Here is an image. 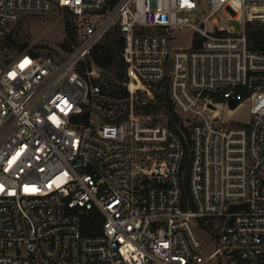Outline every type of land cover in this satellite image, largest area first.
Masks as SVG:
<instances>
[{
  "label": "built area",
  "instance_id": "built-area-1",
  "mask_svg": "<svg viewBox=\"0 0 264 264\" xmlns=\"http://www.w3.org/2000/svg\"><path fill=\"white\" fill-rule=\"evenodd\" d=\"M206 3L200 26L199 0H0V43L63 8L78 36L62 59L0 53V264H264V50L245 30L264 0ZM219 9L243 28L210 30ZM117 27L122 95L87 64ZM187 27L201 43L174 48ZM166 78L189 134L156 112ZM243 101L248 122L230 115Z\"/></svg>",
  "mask_w": 264,
  "mask_h": 264
},
{
  "label": "trees",
  "instance_id": "trees-1",
  "mask_svg": "<svg viewBox=\"0 0 264 264\" xmlns=\"http://www.w3.org/2000/svg\"><path fill=\"white\" fill-rule=\"evenodd\" d=\"M118 0H111L112 5ZM61 11L65 13V18L63 21V29L65 33V38L61 41L60 46L62 48V53L56 51L52 52L39 51L36 48L47 47L45 45H32L30 43L29 37L26 36V32L22 31L23 23H29L32 18H38L40 16H25L23 17L16 28L9 33L2 43L4 46L10 48L15 55H19L24 52H28L37 56H51L55 59H62L68 53H70L74 46L78 43V36L76 33L74 25V15L67 8H63ZM114 35V39H110L111 35ZM246 36L248 47L253 51H263L264 50V24L257 21H249L246 25ZM201 37L197 33L194 37L193 47H197L201 43ZM123 49V36L120 29L117 27L114 29L103 41L97 44L87 61L90 65L94 63L95 65L101 67L102 69L108 71L112 77V87L108 92L116 95H122L127 92L124 82L126 80V63L122 57ZM1 50V49H0ZM155 95V107L156 112L163 114L170 125L177 126L183 129L187 134H189L188 128L184 125V120L180 114L176 111L175 105L172 102L169 94L168 78L158 83L154 88ZM220 99V97H217ZM237 103H231V108H236ZM188 158V156H187ZM188 195V189H187ZM92 212L83 214L82 218V231L84 234H92L94 230L100 229V218L94 217ZM210 226H213V221H211ZM213 227H211L212 229ZM214 229V228H213ZM214 231V230H213Z\"/></svg>",
  "mask_w": 264,
  "mask_h": 264
},
{
  "label": "rangeland",
  "instance_id": "rangeland-1",
  "mask_svg": "<svg viewBox=\"0 0 264 264\" xmlns=\"http://www.w3.org/2000/svg\"><path fill=\"white\" fill-rule=\"evenodd\" d=\"M201 4V12L199 14L193 12L191 16V20L198 25H202L203 16L207 15L211 10L207 5L206 0H199ZM65 13L60 11L51 16H42L38 18H32L29 23H23L22 31L26 32V36L29 37L31 46L32 45H45L47 47L36 48L39 51L52 52L53 54L56 51L62 53V48L60 46L61 41L65 38V33L63 29V21L65 18ZM213 18H216L219 21V25L222 26H230L236 31H240L243 28V23L240 20L233 19L225 9L217 10L212 18H210L208 22V28L210 30L214 29ZM247 25V22H246ZM246 30V27H245ZM197 32L194 29L189 27L184 28L180 31L174 33L172 38V46L177 48L179 46L183 47H193L194 37ZM110 39H114V35L110 36ZM0 53L3 57H9L10 55H15V53L8 47L4 46V44L0 43ZM250 101H243L241 105H239L233 112L230 113L232 118L239 122H248L250 120ZM195 231L197 235L207 240L209 238V234L206 230L201 227H195Z\"/></svg>",
  "mask_w": 264,
  "mask_h": 264
},
{
  "label": "water",
  "instance_id": "water-1",
  "mask_svg": "<svg viewBox=\"0 0 264 264\" xmlns=\"http://www.w3.org/2000/svg\"><path fill=\"white\" fill-rule=\"evenodd\" d=\"M91 70H92V75L94 77H98L101 78V85L105 88V89H110L112 86V77L110 75V73L104 69H102L101 67L95 65L94 63H91Z\"/></svg>",
  "mask_w": 264,
  "mask_h": 264
}]
</instances>
